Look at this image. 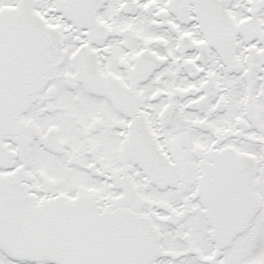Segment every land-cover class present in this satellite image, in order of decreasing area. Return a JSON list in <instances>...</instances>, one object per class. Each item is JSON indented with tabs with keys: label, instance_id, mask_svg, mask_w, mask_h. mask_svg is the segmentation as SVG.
Returning <instances> with one entry per match:
<instances>
[{
	"label": "snow or ice",
	"instance_id": "6c2138e0",
	"mask_svg": "<svg viewBox=\"0 0 264 264\" xmlns=\"http://www.w3.org/2000/svg\"><path fill=\"white\" fill-rule=\"evenodd\" d=\"M0 264H264V0H0Z\"/></svg>",
	"mask_w": 264,
	"mask_h": 264
}]
</instances>
